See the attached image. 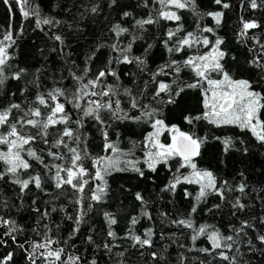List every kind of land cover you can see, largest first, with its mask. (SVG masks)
Here are the masks:
<instances>
[{
    "label": "snow or ice",
    "instance_id": "1",
    "mask_svg": "<svg viewBox=\"0 0 264 264\" xmlns=\"http://www.w3.org/2000/svg\"><path fill=\"white\" fill-rule=\"evenodd\" d=\"M2 2L10 19L18 10L22 21L31 22L33 31L53 42L52 51L61 57L64 68L58 77H51L50 84L41 68L30 74L15 63L24 24L0 30V95L9 81H23L19 96L10 92L6 101H0V247L6 248L10 241L24 249L29 264H99L100 260L130 264L133 255L140 264H168L163 255L168 245H160L163 251L158 252L157 241L177 243L178 231L188 241L179 247L206 258L194 256L189 261L181 253L179 264H251L253 255L264 256V215L248 211L249 199L264 203V189H250L246 180L230 183L199 167L197 158L207 138L194 130L199 122L216 128L233 126L264 145V91L257 90V85L264 84V25L241 16L236 32L238 43L250 53L246 63L258 73L254 85L250 79L236 78L226 67L229 53L223 47L224 38L218 35L225 12L201 11L197 0H137L143 14L137 18L131 11H123L108 29L110 35L80 63L73 59L67 43L71 32L66 28L73 29L72 24L45 14L36 0ZM213 3L220 9L232 7L226 0ZM116 4L117 0H110L109 6ZM240 7L264 10V0H241ZM73 8L81 18L101 11L95 0L90 4L74 0L67 11L72 13ZM183 13L194 17L191 30L185 26ZM206 18H211L212 25L204 23ZM149 39L154 42L148 43ZM138 41L144 46L136 54ZM157 42L166 56L162 63L154 64L150 58ZM102 49L106 50L105 59L96 67ZM121 66L128 69L123 75ZM187 90L199 91L202 111L185 115L184 123L190 127L183 130L166 122L164 109L176 105ZM125 122L150 130L143 133L142 140L123 144L118 133L113 139L110 130ZM93 132L99 134L101 144L96 143ZM165 134L167 142L162 139ZM222 143L227 151L233 140L225 138ZM161 165L170 173L161 192L175 194L180 185L195 186V192L184 189L185 199H192L186 214L161 211L157 225L148 210L149 200L138 191L134 199L139 210L128 214L122 234L116 227L118 215L104 211L103 242L98 244L93 235H86L83 242L87 247L77 246L81 225L91 219L97 205L107 203L109 176L132 172L145 178L146 170L156 173ZM9 185L15 191L12 198L7 195ZM33 189L49 199L42 200L43 207L38 206L40 197L31 199L29 207L36 214L33 235L19 241L26 228L9 213L19 211ZM210 196L231 207L233 220L227 226L196 219L198 209ZM61 199L67 204L61 203L58 209L55 201ZM69 206L73 214L65 219L72 227L62 234L53 214L67 213ZM220 209L217 203L207 211ZM142 220L150 222L143 231L138 227ZM166 227L174 231L166 233ZM201 240L207 246L197 247ZM12 261V251L0 253V264Z\"/></svg>",
    "mask_w": 264,
    "mask_h": 264
},
{
    "label": "trees",
    "instance_id": "2",
    "mask_svg": "<svg viewBox=\"0 0 264 264\" xmlns=\"http://www.w3.org/2000/svg\"><path fill=\"white\" fill-rule=\"evenodd\" d=\"M40 5L41 11L45 14L56 16L70 23L73 29H67L71 32L68 37L67 43L70 45V50L73 54V59L80 63L87 55L91 54L97 43L104 42V38L108 37L110 33L108 29L110 26L120 20L123 11H131L134 16L139 18L144 9L137 7V0H117V4L109 6L110 0H95L100 4L101 11L98 15L86 13L85 18H81L79 13L73 8L72 13L67 11V8L72 7L74 0H36ZM86 3H92L93 0H85ZM201 11H214L222 10L225 12V19L223 25L218 30V35L222 36L225 40L223 45L224 49L229 53L226 60V67H228L236 78L250 79L254 85H257L258 73L252 69L246 60L250 58V53L247 52L242 43H238L236 32L239 28V19L244 16L246 19H256L264 25V10L252 11L251 9L241 8V0H226L232 7L229 9H220L219 6L213 3V0H197ZM185 26L191 30L193 26L194 17L190 13H183ZM130 21L125 23L128 25ZM204 23L212 25L211 18H206ZM24 24L25 30L23 36L17 40L18 47L16 49L15 63L20 67L29 69V73L35 72L37 68H41L43 78L47 83H51L53 75L59 76L63 71L62 59L57 53L52 51L53 42L50 41L42 32L33 31L34 25L31 22H24L18 12L14 11L13 17L10 19L9 11L6 5L0 0V30H4L8 25L14 28ZM257 35L261 32L257 30ZM152 39L148 43H153ZM144 46L143 41H138L134 46L136 54H139ZM105 49L98 53V59L95 66H101V61L105 59ZM166 54L157 42V46L152 50L151 61L154 64L162 63ZM232 56L236 59L232 60ZM131 67V66H129ZM128 70L125 66H121V74ZM134 70V69H132ZM29 78H31L29 76ZM127 81V77H125ZM23 86V81H9L3 88V95H0V101H6L9 98L10 92H17L19 96V89ZM257 90L264 91V84L257 85ZM200 95L198 90H187L177 100L176 105H168L164 109V118L170 124H176L183 130H188L189 125L184 123V116L188 113H198L202 111L200 104ZM147 129L146 126L137 125L130 122L117 123L113 125L110 130L113 139L116 138L117 133L123 144H128L130 140H142L143 133ZM198 135L206 137V142L201 148V155L197 158V164L203 169L212 170L220 179H226L230 183H236L241 180H246L250 189L259 191L264 189V145L258 143L249 132L241 131L239 128L233 126H225L216 128L206 122H199L195 129ZM96 137V143L101 144L99 134L93 132ZM219 137V139H217ZM231 137L233 143L231 147L225 151L222 140ZM165 142L168 141L167 134L162 138ZM243 141V142H241ZM247 149V151H245ZM99 151V149H96ZM137 155L141 153L137 152ZM174 170V169H173ZM243 173V175H241ZM170 173L161 165L156 173L145 171V178H140L137 174L132 172L113 173L108 177L109 182V196L107 203L97 205L95 210L90 213L91 219L87 223L81 225V235L78 238V247L81 249L87 247L84 244V237L86 235H93L96 243L100 244L104 240L103 229L105 228L103 222V212L111 211L118 215L120 223L116 226L117 230L121 232L127 223V216L129 213L135 215L139 210V203L134 199L135 192H141L147 200H149L148 210L152 213L157 225L159 224V213L161 211L170 212L176 215L179 210L180 214H186L191 207L192 199H185L184 189L195 192L193 185H180L175 194L170 192H161L160 189L168 182ZM154 181V182H153ZM13 186H8L7 195L12 198L15 196V191H11ZM236 195V194H233ZM38 199V206L43 207L42 200L49 199L43 197L42 194L37 193L33 189V193L25 197L23 207L17 211L12 209L10 215L15 218L19 224L25 226L26 232L18 236L19 241H23L24 236L28 235L29 238L33 235L31 233V226L34 224L36 214L30 210L31 199ZM61 203L67 204L63 199L55 201L59 209ZM221 204V209L213 213L207 211L214 204ZM251 207L248 209L251 213H258L264 215V203L260 200L249 199ZM232 209L230 206H225L218 198L210 196L207 204H202L196 214V219L200 223H213L217 225H224L233 220L230 215ZM73 214L71 207H68V212L54 213L56 223L60 224L62 234H66L72 227L71 221H67L65 216ZM150 226V222L142 220L141 225L138 227L141 231L143 228ZM95 228L96 232L93 233L91 228ZM3 231V229H0ZM166 233H171L174 229L170 227L164 228ZM177 243H171L170 240L157 241V251H163L160 245H168L163 255L168 264H179V255L184 253L189 261L194 256H199V259H206L204 256L196 252H185V249L179 247L180 243H188V241L180 235L177 231ZM207 246L203 240L197 243V247ZM27 248V244L25 245ZM6 251L13 252V261L10 264H29L26 259L24 249L12 245L9 241L7 247H0V253ZM92 254V249L89 248V255ZM100 254H97L98 257ZM130 264H140L138 257L133 255L130 258ZM99 264H107L105 260H100ZM188 264V261L185 262ZM251 264H264V256L255 254L252 256Z\"/></svg>",
    "mask_w": 264,
    "mask_h": 264
}]
</instances>
